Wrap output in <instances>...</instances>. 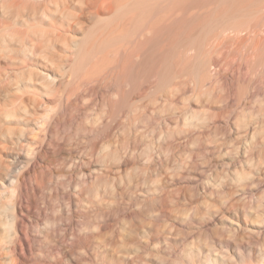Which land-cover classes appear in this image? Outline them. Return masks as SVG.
I'll return each mask as SVG.
<instances>
[{
	"label": "rangeland",
	"instance_id": "1",
	"mask_svg": "<svg viewBox=\"0 0 264 264\" xmlns=\"http://www.w3.org/2000/svg\"><path fill=\"white\" fill-rule=\"evenodd\" d=\"M0 264H264V0H0Z\"/></svg>",
	"mask_w": 264,
	"mask_h": 264
},
{
	"label": "bare ground",
	"instance_id": "2",
	"mask_svg": "<svg viewBox=\"0 0 264 264\" xmlns=\"http://www.w3.org/2000/svg\"><path fill=\"white\" fill-rule=\"evenodd\" d=\"M53 1H54V0H53ZM115 5H116V4H115ZM115 5H114V6H115ZM112 6H113V4H112ZM112 8H113V7H112ZM114 8H115V7H114ZM114 8H113V9H114ZM260 37H261V36H260Z\"/></svg>",
	"mask_w": 264,
	"mask_h": 264
}]
</instances>
